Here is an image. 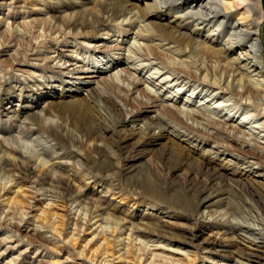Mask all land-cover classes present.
Masks as SVG:
<instances>
[{
    "label": "bare ground",
    "instance_id": "obj_1",
    "mask_svg": "<svg viewBox=\"0 0 264 264\" xmlns=\"http://www.w3.org/2000/svg\"><path fill=\"white\" fill-rule=\"evenodd\" d=\"M117 1L120 5L113 4L106 7L100 13L102 18L96 17L97 13L89 14V17H94L91 19L92 22L84 26L87 30L81 27L82 31L78 33V37L89 39L90 45L87 49L92 52L91 58L94 59L96 52H103L100 46L107 44V37L102 38L100 35L92 41V44L90 40L93 36L106 26L110 27L103 36L110 35L111 31H115L111 36H119L121 31L111 30L109 23L130 26L125 31L127 34L131 33L130 38L123 40L116 37V43L114 39L109 41L114 43L113 48L116 49L113 51L121 49L122 51L118 54L109 52L115 55V59L113 61L110 59L111 64L106 67L109 70L104 71L105 76L98 79L99 81L85 80L89 87L88 96L93 98L98 95L99 100V97H105L103 89L119 92L123 89L126 94H135L144 104L140 110L134 111H124L118 106L119 115H116L113 126L118 125L120 132L125 135L122 136L123 140L129 142L118 148V154L122 151L120 155L128 159L141 145L151 142L159 146L162 144L160 140L166 139L167 145L160 157L168 163L169 171H174L175 174L181 167H186L189 176L187 175L179 185L174 186L168 181L162 183L152 181L144 175V171H141L140 177L136 178L134 175L133 179L139 188L136 197L144 202V209L148 214L168 210L164 213H167L169 218L182 215L188 221L190 229L193 227L198 229L199 234L197 233L196 236L199 237L189 240L178 237L171 222L161 224L157 221L141 223L142 226L127 229V232L122 220L116 216L121 206L117 207L105 200L108 192L111 193V197L114 196L111 189L107 188L102 196L91 199L90 186H83L73 178L71 179L73 183H70L71 181L65 176V166L62 163L48 165L43 162L38 168L34 166L38 157L24 155L15 147H7L4 142H0V171H7L10 166V169L23 173L25 177L28 173L36 176V181H42L52 188L41 186L42 182L38 185L34 183L35 181H30L34 192L41 194V198L45 197L37 207L35 215H32L33 221L36 219L35 222L45 227L51 236L71 246L74 244V239L83 232L77 256L70 258L73 264H95V262L98 264H264V232L260 230L256 232L257 230L252 226L245 227L228 221L223 224L219 238L215 236L205 239L203 234L212 229L211 224L197 217L198 208L207 207L208 203L220 204L224 201L229 204L228 209L237 206L231 203L232 195L248 197L245 199L247 202L264 212V66L259 39L260 26L264 18L262 1ZM86 17L82 12L69 15L67 24L76 27L79 20ZM37 20L39 19L32 24L22 22V27L32 28L35 31L36 24H39ZM17 27L15 25V28ZM1 28H4L3 35L12 37V26L8 23L5 25L3 21L0 22ZM158 33L162 34L161 37ZM61 34L66 36L70 31L48 33L49 36L55 37L52 43L63 42L62 38L59 39L62 37ZM165 37L180 43L168 41L167 44L171 43V45H165L162 43ZM63 39L65 41L63 43H68L69 40ZM34 45L39 47L40 43L33 42L31 50H35ZM201 52H205L210 59L213 58L212 62L203 59ZM102 55L97 57L101 59ZM144 71H148L149 77L156 79L151 81L141 76ZM108 72L109 74H106ZM219 74L224 75L225 78L219 80L216 76ZM93 77H97L94 72L84 78ZM161 83L170 88L166 94L161 92L163 90L160 89ZM125 84L129 86L128 89L125 88ZM189 88L184 102L177 104L176 92L181 93ZM131 90L133 91L130 92ZM46 93L40 95L44 96ZM193 95H196V98L200 96V99L193 101L191 99ZM105 99L111 98L105 97ZM80 100L82 98L77 99ZM219 107H222L220 112L225 109L224 111L228 113L223 117L215 116ZM69 109H74L71 111L75 115L73 117L79 119L81 133L89 137L92 128L89 126V116H85L83 112L86 108L78 102ZM146 110L154 114L147 118L142 114ZM46 114L45 107L35 113L30 112L29 115L33 117H28L32 122L27 126L28 130L45 132L53 140L55 138L61 144H66V138L58 132V126L45 117ZM236 115H239L238 123L233 121ZM135 138L137 139L134 140ZM186 142L203 143L209 148L194 152L191 148H187L188 145L183 144ZM195 143L191 147L197 145ZM5 150L7 155L4 153ZM130 166L135 170L140 167L134 163ZM125 174L123 173L122 176ZM107 177L113 179V171L110 175L107 174ZM220 182L224 183L221 187H219ZM76 185L77 188L83 186L81 194L79 191L76 192ZM177 187L178 190L175 189ZM0 189H2L0 204L8 217L15 218L14 212L17 211L22 212L24 216L28 215L22 208H26L27 205L21 206V202L12 195L22 192L21 187L9 190V187L2 185ZM177 192L178 197L177 195L169 197L170 193ZM22 195L25 196V193ZM122 196L117 198H125ZM192 196L194 199L190 202L188 198ZM55 198L67 205L77 203L79 207L82 204L87 207L83 211L78 207L80 213L76 211V213L61 214L52 208L57 207ZM104 202L106 205L102 206ZM159 215L166 217L162 211ZM18 220L21 222L20 219ZM259 221L264 226L261 219ZM2 223L6 227L9 226L8 221ZM71 223L74 228L69 227V231L66 232L65 227ZM26 224L28 223L24 222L20 230L28 229ZM37 227L32 229L33 231L28 229L31 236L34 232L41 233ZM246 235L254 239L247 242L245 247H241L237 242V244H225V241H236L237 238L243 240ZM8 240L11 242L9 238ZM18 241L21 239L18 238ZM165 241L167 242L164 243ZM148 242L152 244L148 246ZM175 244L188 246L193 250L173 249ZM9 247L13 249L12 245ZM54 250L60 252L57 245H54ZM3 264H14V261L11 263L6 261Z\"/></svg>",
    "mask_w": 264,
    "mask_h": 264
},
{
    "label": "rangeland",
    "instance_id": "obj_2",
    "mask_svg": "<svg viewBox=\"0 0 264 264\" xmlns=\"http://www.w3.org/2000/svg\"><path fill=\"white\" fill-rule=\"evenodd\" d=\"M261 1L264 13V0ZM113 4L116 6L120 5L117 0H0V22L5 21V25L8 23V25L13 27L11 38L6 37V34H2L4 28L0 29V142H4L7 147L12 146L17 148L24 155L38 157L34 164L38 168L43 162L48 165L62 163L65 166L64 173L66 178L68 177V180L71 181L73 178L83 186H90L91 199H95L100 195L102 196L107 188L111 189L114 196L111 197V193L108 192L105 200L112 202L117 207L121 206L120 209L118 208L119 212L116 216L122 220L127 232V229L135 228V226L140 227L142 226L141 223H147L148 221L152 223H156L154 221H157L161 224L171 222L172 226L175 227L174 232L176 231L178 237H185L187 240L197 238L199 237L196 236L198 229L194 227L190 229L188 221L182 215L169 218V215L164 213L168 210H159L158 213L148 214V211L144 209V202H141L136 197V192H138L139 188L133 179L134 175L136 178H139L141 171H144V175L152 181L158 183L168 181L171 182V185L174 184V186L179 185L183 181V178L187 177V175L189 176L186 167H181L180 171L175 172V174L174 171H169L168 163L160 157L164 147L167 145L166 139L160 140L162 144L159 146H155L151 142L141 145L138 148L139 150L136 148L137 151L128 159H125L124 155H120L122 151L118 154V148L128 142L127 140H123L122 136L125 135L120 132V127L118 125L113 126L116 115H119L118 106L124 111H134L140 110L144 104L138 100L135 94H126L123 89H120L121 92H119L108 91L102 88L104 96L109 99L111 98V101L106 100L105 97H99L98 100V95H95L96 97L93 98L88 96L89 92L87 89L89 87H87L85 82L97 81L102 76H105L104 71L109 70L106 67L111 64L110 59L112 61L115 59V55H111L109 52L112 51L118 54L122 51V49L120 51H113V49H116L113 48L114 43H116V37L123 40L130 38L131 33L127 34L125 32L130 26L122 24L112 25L113 23H109L111 30L121 31L119 36H111L115 31H111L110 35L103 36V33L107 32L110 26H106L100 33L93 36L90 40L91 43L100 35L102 38L107 37V44L104 43V45L100 46L103 52H96L94 59L91 58L92 52L87 49V46L90 45L89 39L78 37V33H81V27L87 30L84 26L92 22L91 19L94 17H89V14L97 13L96 17L102 18L100 13L106 7ZM79 12H82L87 17L80 19L76 27H73L71 24L68 26L69 15H77ZM36 19H39L37 20L39 24H36L35 31L32 28L22 27V22L32 24ZM15 25L18 27L15 28ZM37 28L39 35L37 34L38 31H36ZM63 30L65 32L70 31V34H66V36L61 34L62 37L59 39L62 38V41L65 42L63 39L65 38V40H69L68 43H52L55 37L49 36L48 33H53L54 31L62 33ZM161 35L158 33V36L161 37ZM1 36H4V38ZM113 39L115 42L110 43L109 41ZM259 39L261 42V59L264 66V18L260 26ZM162 40H164L162 43L165 45H171V43L167 44L168 41L180 43L171 38L168 40L166 37ZM33 42L40 43L39 47L34 45L35 50H31ZM53 50H56L55 53L52 52ZM101 54L103 55L99 59L97 56ZM201 54L204 56L203 59L208 60L209 63L212 62L213 58L210 59L205 52H201ZM92 72L97 77L84 78L92 74ZM106 74H109V72ZM148 74V71H144L141 73V76L149 78L151 81L156 79L149 77ZM216 76L219 77V80L225 78L222 74ZM155 83L157 84L156 81ZM160 85H162L160 89H163L161 92L166 94L170 91V88H167L166 84L161 83ZM160 85L158 84V86ZM125 88L128 89L129 86L125 84ZM188 90L190 88L181 91V93L176 92L178 93L177 95L174 93L178 97L177 104L184 102L185 97L189 93ZM43 92L47 93L44 96L40 95ZM78 98H82V100L77 101ZM191 99L197 101L200 99V96L196 98V95H193ZM191 99L190 101H192ZM78 102L86 108L83 111L85 112V116H89V126L92 128L91 133L88 135L89 137H86L85 133H81L79 119L73 117L75 115L71 110L74 109H69L70 106L77 105ZM42 107H45L47 112L45 117L52 120L58 126V132L66 138V144H61L55 138L53 140L45 132H31L28 130L27 126H30L32 123L28 120V117H33L29 115L30 112L35 113ZM221 108H217L218 113L216 112L217 115L215 116L223 117L228 113L224 111L225 109L220 112ZM142 114L148 118L154 113L146 110ZM233 121L238 123L239 115H236ZM241 126L243 127L244 125L242 124ZM194 143L186 142L183 144L185 146L188 145L187 148H191L194 152H200L203 149L209 148L203 143H195L197 145L191 147ZM185 150L187 151L186 148ZM4 153L7 155L6 150ZM219 158L222 159L223 157ZM133 163L140 165V167L136 168L139 172H136L130 166ZM112 171L113 179H110L107 177V174L110 175ZM123 173L128 174L122 176ZM30 181H35L34 183L38 185L42 182L36 181V176L29 175V173L25 177L23 173L10 169V166L7 171H0V186L5 185L7 188L9 187V190H16V188L21 187L22 192L12 195L16 196L17 200L21 202V206L22 204L27 205L26 208H22L28 213L27 216H24L22 212L17 211L14 212L15 218L8 217L3 212L4 208L2 204H0V253H3L0 254V257H2L0 258V263L3 264L6 261L11 263L14 261V264H73L71 259L72 256L78 253V249H80L83 232L74 239V244L71 246L64 242L61 243V240L58 241L56 237L51 236V233L45 230V227H41L38 222H35L36 219L33 221L34 217L32 215H35L37 207L41 205L45 197L41 198V194L34 192ZM70 183H73V181ZM44 185L42 182L41 186ZM222 185L224 183L220 182L219 187ZM83 186L77 188L76 185V192L79 191L81 194ZM44 187L51 188L47 185ZM175 189L178 190L179 187ZM24 193L25 196L22 195ZM170 195L173 197L179 196L178 192L174 194L170 193L169 197H171ZM120 196L125 198H117ZM231 198V203L237 205L233 207L234 209H228L229 204L224 201L220 202V204L208 203L207 207L200 206L198 208L197 217L201 221L211 224L212 227V231L202 233L203 238L208 239L215 236L219 238L223 224H226L228 221L245 227L247 225L252 226L257 230L256 232L258 230L264 232V228L260 229V227H264L259 221L261 219L264 223V212L261 211V208L259 210L257 206L254 207L247 202L245 199H248V197L246 196L242 198L241 196L232 195ZM193 199L194 196L188 198L190 202ZM56 202L57 207L52 208L58 210V213L61 214H67L68 212L76 213L79 208L83 211L87 207L83 206V204L79 207L77 203L67 205L60 200ZM96 204L99 203L96 202ZM87 205H89V200H87ZM104 205H106L105 202L102 206ZM161 211L166 217L159 215ZM78 213L80 212L78 211ZM4 221H8V227L2 223ZM24 222L28 223L25 226L30 230L38 226L37 229L41 233L34 232V235L31 236L28 229L21 228L20 230ZM214 222L216 225L213 224ZM17 226L19 228H16ZM69 227L74 228L72 223L67 224L65 227L66 232L69 231ZM11 234L13 236H10ZM8 238L11 242H8ZM18 238L21 241H18ZM253 239L252 236L246 235L243 240L242 238H237L236 241H225V244L239 243L241 247H245L247 246V242L249 243ZM151 244L152 242H148V246ZM10 245L13 246V249L9 247ZM54 245L60 248V252L54 250ZM6 247H9V249ZM174 248L193 250L191 247L178 246L177 244L173 245ZM80 259L82 260V258ZM95 264L98 263L95 262Z\"/></svg>",
    "mask_w": 264,
    "mask_h": 264
}]
</instances>
